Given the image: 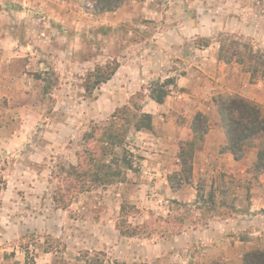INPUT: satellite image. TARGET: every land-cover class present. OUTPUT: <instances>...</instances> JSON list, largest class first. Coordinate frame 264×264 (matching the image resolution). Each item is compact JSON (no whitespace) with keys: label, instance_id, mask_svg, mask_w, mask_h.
<instances>
[{"label":"rangeland","instance_id":"obj_1","mask_svg":"<svg viewBox=\"0 0 264 264\" xmlns=\"http://www.w3.org/2000/svg\"><path fill=\"white\" fill-rule=\"evenodd\" d=\"M101 5V0H0V38L10 25L7 12H16L19 41L35 58L23 57L28 68L16 65L18 74L9 75L4 87L0 69V264H177V254L145 239L154 234L155 215L166 216L169 209L190 220L193 207L158 196L153 205L156 194L136 187L141 177L116 168L106 184L71 196L65 172L78 164L93 127L109 125L125 108L130 112L124 118L139 109L158 112L150 105L151 90L159 91L166 80L173 82L164 88L172 97L193 94V88L177 87L182 75L199 87L238 76L241 82L229 86L236 91L244 83L264 82L253 63L220 57L222 45L264 54V0H122L110 11ZM24 10L30 14L24 16ZM13 43L8 38L3 50L18 48ZM217 118L215 109L210 120ZM117 122L127 130L126 121ZM126 132L133 155L150 151L149 130ZM254 144H248L236 172L205 178L207 208L224 206L217 211L226 217L237 201L245 211L250 188L264 187L250 166ZM131 159L137 171L140 162ZM256 214L260 220L264 210Z\"/></svg>","mask_w":264,"mask_h":264},{"label":"crops","instance_id":"obj_2","mask_svg":"<svg viewBox=\"0 0 264 264\" xmlns=\"http://www.w3.org/2000/svg\"><path fill=\"white\" fill-rule=\"evenodd\" d=\"M26 12L30 14L29 10H24V16ZM6 17L11 21L10 25L5 28V31L8 30L7 35L0 38V56H2L0 69L2 70L3 87L6 86L9 75L12 74L13 77V73L17 72L16 65L20 69L28 68V62L23 57H28L31 61L35 60L34 57H29L33 55L29 53L30 46L19 41L17 31L21 29L14 19L16 12H7ZM39 23L41 24L40 21ZM8 38L14 42L12 45L18 42V48L12 47L10 51L3 50ZM70 57L72 64L73 52L70 53ZM21 75L26 76L24 72ZM239 79L238 76L232 81L222 78L210 82V85L199 87L200 82H192L189 75H182L176 81L177 87L179 89L193 88V94L188 95L189 97L186 93H182L179 97L168 95L163 104H158L152 99L150 101L152 107L154 104L158 106V112H150L153 116V129L149 132L153 136L154 143L152 148H148L150 151H145L138 157L140 162L138 170L130 171L141 177L136 185L137 188H146V192L151 191L156 194L150 200L153 205L157 201L155 196H158L160 201L168 198L167 203H183L194 208L193 218L188 220L183 216L179 218L178 225L174 221L176 220L173 215L174 211L168 209L169 214L166 216L155 215V221L165 227L163 228L165 233L156 232L152 237L145 239L147 242L152 241L154 248L164 245L165 248L171 250L170 252L177 254L179 258L177 264H214V262L243 264L245 253L264 249V217L259 220L260 215H255L256 211L264 210V187L250 188L248 210L247 208L245 211L241 210L242 206L235 201L230 208L231 212L226 217L221 216L217 211L224 206L217 208L214 204V208L210 210L206 207L208 202L202 200V193L207 191L204 180L209 174L222 176L223 173H227L230 175L236 172L235 168L245 161V156L238 161L230 152L224 150L227 137L222 122L220 118H217L216 123L210 120L211 114L215 113L213 97L216 94H238L264 107V90H257L260 87L264 89V82L260 81L257 84L248 82L244 83V87L240 90L236 91L234 88L231 90L229 86L240 83ZM10 80H12L11 77ZM198 112L208 116L210 128L202 143L203 149L197 150L194 154L189 182L182 183L176 188L170 179L182 170L179 158L180 146L193 140L191 123ZM257 151V147H254L250 153V166L256 161ZM242 172L249 175L248 168L242 169ZM259 178L264 185V174H260ZM135 204L141 203L135 202ZM151 216L154 215L150 214L148 218L151 219ZM134 238L135 236L128 239ZM137 240L142 241L141 238Z\"/></svg>","mask_w":264,"mask_h":264},{"label":"trees","instance_id":"obj_3","mask_svg":"<svg viewBox=\"0 0 264 264\" xmlns=\"http://www.w3.org/2000/svg\"><path fill=\"white\" fill-rule=\"evenodd\" d=\"M121 2L122 0H101V9L105 11L114 10L120 6ZM238 49L235 48L231 52V48L222 45L220 49L221 59L226 63H230L236 57L240 65L253 63L257 67L256 72H260L261 77H264V54L253 50L244 53L239 52ZM113 74L114 71L109 72L103 82L109 81ZM169 84H173V82L166 80L159 91L155 88L152 89L150 98L158 104H163L169 95V90H164V88ZM213 104L219 114L227 137L224 150L230 152L235 160L239 161L244 158L248 144L255 141L254 147H257L258 151L253 170L257 176L264 174V110L262 106L240 95L218 96L213 98ZM128 112L130 110L127 108L121 110L113 116L109 125L93 127L92 131L86 135L84 139L86 148L81 154H78V164L70 165L69 170L65 172L63 177V183L66 186L65 191L69 195L89 192L92 187L106 184L112 174L118 172L117 170L114 172L115 168L135 170L131 158L138 157L133 155L127 148L126 131L131 128L138 131H151L153 129V117L151 114L139 109V113H133L131 118H124L123 116ZM117 120L126 121L127 130L125 124L123 127L120 125L121 129L117 127L119 124ZM191 128L194 134L193 140L180 146L179 158L182 170L170 179V182L176 188L180 187L182 183L189 182L192 175L194 154L198 147L202 146L210 128L208 116L201 112L196 113ZM108 156L112 158L108 160ZM55 202L57 203L59 200L55 199ZM175 219L174 221L178 225L179 219ZM148 225H146V228ZM151 226H154L152 228L154 234L156 232L165 233L163 231L165 227L158 221L153 222ZM175 227L178 228V226ZM243 264H264V249H256L245 253Z\"/></svg>","mask_w":264,"mask_h":264},{"label":"built area","instance_id":"obj_4","mask_svg":"<svg viewBox=\"0 0 264 264\" xmlns=\"http://www.w3.org/2000/svg\"><path fill=\"white\" fill-rule=\"evenodd\" d=\"M1 82V81H0Z\"/></svg>","mask_w":264,"mask_h":264}]
</instances>
